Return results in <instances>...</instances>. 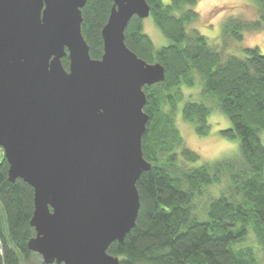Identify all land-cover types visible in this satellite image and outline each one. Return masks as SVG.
Segmentation results:
<instances>
[{
    "label": "water",
    "instance_id": "1",
    "mask_svg": "<svg viewBox=\"0 0 264 264\" xmlns=\"http://www.w3.org/2000/svg\"><path fill=\"white\" fill-rule=\"evenodd\" d=\"M86 1L0 0V149L8 181L33 190L27 249L44 264H119L107 251L135 226L136 183L151 168L143 89L164 68L124 43L150 7L112 0L93 60L80 28Z\"/></svg>",
    "mask_w": 264,
    "mask_h": 264
},
{
    "label": "trees",
    "instance_id": "2",
    "mask_svg": "<svg viewBox=\"0 0 264 264\" xmlns=\"http://www.w3.org/2000/svg\"><path fill=\"white\" fill-rule=\"evenodd\" d=\"M145 1L167 45L156 48L136 16L124 43L139 59L164 68V80L143 89L149 119L141 149L151 168L136 183L135 226L107 253L119 264H264V56L241 46L244 33L264 28V0H254L253 21L223 25V37L241 46L240 56L225 55L190 28L199 0ZM111 7L112 0H87L81 9V35L93 60L103 54L101 30ZM61 62L67 69V58ZM195 79L197 95L185 98ZM215 111L226 118L223 127L229 122L220 134L238 141V153L197 166L200 157L185 145L176 117L205 137ZM0 151V264H44L27 249L35 235L33 190L20 179L8 181ZM213 187L219 193L210 197ZM248 236L262 263L249 243L241 245Z\"/></svg>",
    "mask_w": 264,
    "mask_h": 264
},
{
    "label": "rangeland",
    "instance_id": "3",
    "mask_svg": "<svg viewBox=\"0 0 264 264\" xmlns=\"http://www.w3.org/2000/svg\"><path fill=\"white\" fill-rule=\"evenodd\" d=\"M193 10L196 13V19L190 25V28L205 36L213 47H216L225 55L234 54L240 56V47L248 46L257 48L260 55L264 56V28L259 31L244 33L241 46L235 41L226 40L229 37H223V25L227 20L237 19L242 22H250L256 19L254 0H199ZM143 31L156 48L167 45L166 39L157 30L150 18L143 21ZM195 84L196 86L192 89H184L185 98L197 95L196 79ZM176 121L185 145L200 157L197 166L238 153V141L227 139L220 134L228 125L230 126L227 120L228 125L223 127L226 118L221 112L215 111L211 114L209 120L210 132L205 137L196 135L194 128L181 121L179 114L176 117ZM261 139L264 143V133L261 134ZM218 193L219 188L213 187L210 188L208 196L215 197ZM247 243L252 247L256 259L262 263V252L258 249L251 236H248L241 245L244 246Z\"/></svg>",
    "mask_w": 264,
    "mask_h": 264
}]
</instances>
